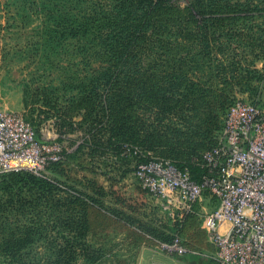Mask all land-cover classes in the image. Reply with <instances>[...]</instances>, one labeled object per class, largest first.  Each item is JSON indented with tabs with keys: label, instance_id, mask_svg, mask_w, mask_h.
<instances>
[{
	"label": "rangeland",
	"instance_id": "rangeland-1",
	"mask_svg": "<svg viewBox=\"0 0 264 264\" xmlns=\"http://www.w3.org/2000/svg\"><path fill=\"white\" fill-rule=\"evenodd\" d=\"M170 1L152 21L167 29L159 35L171 45L163 47L162 56L146 53L123 68L126 101L120 123L99 115L96 104L91 113L94 97L84 98L98 71L117 68L84 63L70 46L75 39L52 36L48 18L59 2L0 0V105L31 121L44 146L58 141L63 151V160L39 177L29 171L0 175V224L13 228L50 219L62 231L68 216L84 218V235L78 231L75 238L93 252L76 251L75 264H146L153 254L161 264H217L215 248L201 229L203 214L183 229L185 255L155 253L171 235L170 221L135 179L133 165L116 151L132 141L148 157L186 164L216 142L231 103H253L264 112V0ZM88 7L82 0L85 15ZM122 124L124 136L113 134L111 127ZM75 196L78 200L69 204ZM10 200L28 203L21 201L10 213ZM64 235L50 237L57 244ZM32 239L30 256L52 255L40 248L39 234ZM191 253H197L195 259L188 258Z\"/></svg>",
	"mask_w": 264,
	"mask_h": 264
},
{
	"label": "built area",
	"instance_id": "built-area-1",
	"mask_svg": "<svg viewBox=\"0 0 264 264\" xmlns=\"http://www.w3.org/2000/svg\"><path fill=\"white\" fill-rule=\"evenodd\" d=\"M120 157L130 161L139 185L172 223L193 214L206 194L215 202L203 214L201 228L218 264H264V112L259 106L235 101L227 109L215 147L202 156L210 174L199 183L168 160H139L143 154L138 147L124 146ZM62 160L61 143L44 146L31 121L0 105V175L29 171L39 177ZM155 253L181 257L187 250L183 239L174 235ZM155 261L151 264H161Z\"/></svg>",
	"mask_w": 264,
	"mask_h": 264
},
{
	"label": "trees",
	"instance_id": "trees-1",
	"mask_svg": "<svg viewBox=\"0 0 264 264\" xmlns=\"http://www.w3.org/2000/svg\"><path fill=\"white\" fill-rule=\"evenodd\" d=\"M51 2L53 4L59 2L58 8L52 10L48 18L52 36H58L59 39L64 40L63 36L66 35V37L70 39H75L76 45L68 44L77 51H80V60L84 63L89 65L97 63L98 66L102 65L108 68H117V70L112 73L107 70L103 72L98 71V73H96V79L90 81V84L94 86L90 92L86 93L84 98L87 100L91 96L94 97L91 103V105L94 106L90 110L91 113L94 111L96 104L99 108V115L106 116L107 121L111 117H114V121L122 123L123 116L125 115L126 101L125 98H123L122 90L123 68L130 60H135L136 62L141 61L146 53L152 55L158 51L159 53H155V56H162L165 49L164 46L171 45L169 42L165 43L159 35L161 31H166L167 29L162 26V23H160L158 19L155 18V20L152 21L153 16L155 17L159 11H163L171 6V1L86 0L90 10V13L87 15L80 9L82 0H51ZM237 17V15H231L229 18L235 19ZM207 18H209V16ZM214 18L221 19L222 16H214ZM198 26H200V28L203 27V25ZM170 32L171 29H168L166 32L167 35L170 34ZM170 60L173 61V58L171 57ZM90 73L94 74L95 70ZM233 103H231L229 107ZM229 107H227V109ZM124 128V124H122V126L114 125V127H111V131L113 134L123 137L125 134ZM102 129L103 127L99 128V130ZM142 134L146 133L144 132ZM215 145L216 142L201 154L192 155L186 164L170 162L176 168L188 171L191 178L199 183L204 176L210 174L209 168L203 161V153L211 150ZM124 146L138 147L141 150L140 144L137 142H124L117 148L116 152L119 157ZM149 158L150 157L143 154V157L139 160L146 161ZM120 159L130 163L128 159L126 160L121 157ZM58 164L59 163H55L51 166ZM17 172H19L20 175H27L23 171ZM31 176L34 175L31 174ZM49 190L51 192V190L54 189ZM18 194L19 192H15L10 199ZM39 196V202L41 203L43 193ZM75 197L76 198L71 197L74 201H68L69 204L72 205V203H75L77 196ZM205 197H207V194ZM21 201L24 204L28 203L25 200H16V202L10 200L7 202L8 205L6 208L9 209L10 213L15 212V210L19 208L16 205L20 204ZM23 203L18 206H22ZM195 211L196 210H194L193 214L188 215L182 223H171L168 221L171 235L167 241L163 243L171 242L174 235H178L182 238L184 226L194 216ZM65 225V230L63 229L61 231L58 229L57 223L50 219H47L46 223L38 222L32 225L30 222L16 227L14 226L13 228H10L8 225L0 224V264H75L76 259H74V255L77 253L76 251H84L85 254L90 255L91 252H93L91 246L86 248L85 244H81L77 241L78 239L75 238L78 231V236L84 235L82 230L85 231L87 228L86 220L83 218L79 221L78 215H72L65 219ZM53 232L58 234L64 232L65 235L62 237L61 243H54V240L50 237V234ZM17 234H19V237ZM34 234L40 235V238L43 239L41 241H44L41 243L40 248L52 251L53 253L51 256L39 258L30 256V252L35 250L36 241L32 239ZM54 246L56 247L54 248ZM82 246L85 248H82ZM22 251H26V253L22 254ZM87 258L93 260L91 256ZM188 258L195 259L196 257L190 255Z\"/></svg>",
	"mask_w": 264,
	"mask_h": 264
},
{
	"label": "crops",
	"instance_id": "crops-1",
	"mask_svg": "<svg viewBox=\"0 0 264 264\" xmlns=\"http://www.w3.org/2000/svg\"><path fill=\"white\" fill-rule=\"evenodd\" d=\"M214 201L213 200H211V199H209V197H206L205 198V201L202 203V201L201 202H199L196 206H195V214H194V216L187 222V224L189 223L190 224V222H193V220L194 219H197L198 217H199V215H201V214H204V213H207V212H209L213 207H214ZM202 216V215H201ZM200 216V217H201ZM170 221V220H169ZM171 222V221H170ZM172 223V222H171ZM187 224H185V226H184V228L187 226ZM229 227V225L227 224V223H225L224 224V226H223V229H227ZM202 229V228H201ZM190 236V235H189ZM206 238H207V241L213 246V244L209 241V239H208V237H207V235H206ZM186 244L188 245V246H191L190 245V241H188V242H186ZM192 247V246H191ZM214 247V246H213ZM194 255H197V253H191V256H194ZM196 257V256H195ZM156 255H154L153 254V256H151V258L149 259V261L148 262H146V264H151L152 262V260H156ZM158 259V258H157ZM156 263H163V262H160L159 260H156L155 261ZM166 264H172V261L170 262V263H167V262H165Z\"/></svg>",
	"mask_w": 264,
	"mask_h": 264
}]
</instances>
